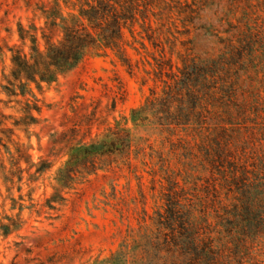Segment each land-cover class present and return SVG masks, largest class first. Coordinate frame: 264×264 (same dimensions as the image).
Segmentation results:
<instances>
[{
    "label": "trees",
    "instance_id": "16d2710c",
    "mask_svg": "<svg viewBox=\"0 0 264 264\" xmlns=\"http://www.w3.org/2000/svg\"><path fill=\"white\" fill-rule=\"evenodd\" d=\"M175 1L184 12L187 8L199 12V6L210 0ZM166 2L27 1L35 17L28 24L19 23V42L0 45V86L9 96L23 97L19 110L0 109V169L7 171L4 185L12 200L11 211L0 212V238L24 225L25 209L59 216L70 196L92 175L130 167L139 154L150 158L151 139L167 137L176 150L177 171L187 174V181L192 169L201 167L206 172L200 192H187L190 198L182 201L179 181L174 180L177 196L171 194V201L145 217L130 240L110 255L81 264H235L241 262L237 258L248 243L264 234V150L259 146L264 144V100L258 91L244 97L242 74L261 71V29L241 32L236 40L227 38L218 56L188 52L161 93L152 92L130 116H113L112 121L108 113L96 134L92 135L93 123L84 131L80 122L65 130L66 136L55 139L54 148L61 144L65 156L56 168L49 157L35 160L31 143L16 132L23 128L27 135V127L40 119L39 93L88 55L113 51L129 61L125 45L134 47L143 38L153 39V33H148L152 8ZM80 133L84 135L78 137ZM38 183L51 187L50 193L44 200L37 201L31 192L26 198L25 185L33 190ZM15 190L21 192L18 197Z\"/></svg>",
    "mask_w": 264,
    "mask_h": 264
},
{
    "label": "rangeland",
    "instance_id": "374dc122",
    "mask_svg": "<svg viewBox=\"0 0 264 264\" xmlns=\"http://www.w3.org/2000/svg\"><path fill=\"white\" fill-rule=\"evenodd\" d=\"M27 1L0 0V45L6 41L19 42V23L28 24L35 17L34 8ZM175 2L167 0L152 8L148 33H153V39L143 38L134 47L126 44L129 61L120 59L113 51L90 54L60 76L57 83L39 93L40 119L27 127L29 137L26 130L16 128L22 141L31 143L35 160L49 157L55 160L56 168L65 156L64 148H59L61 144L54 148L55 139L64 137L63 132L77 122L82 131L93 123L94 135L108 113L112 121L113 116H130L132 109L143 104L152 92L161 93L165 89L188 52L209 58L218 56L225 50L227 38L236 40L239 33L251 29L264 31V0H210L199 6V12L188 8L184 12ZM137 27L140 29V25ZM143 35L146 37V33ZM126 38L132 39L129 32ZM261 57L260 72L242 71L245 98L258 91L264 100V54ZM22 98L7 95L0 86L2 111L19 110ZM249 113H253V106ZM151 141L154 148L150 158L139 154L130 167L122 165L92 175L70 196L59 216L47 217L25 209L24 225L0 238V264H81L99 255H110L124 240L131 239L145 217L154 215L160 204L171 201L173 194H182L180 198L185 201L190 198L187 192L199 193L206 172L201 167L192 169L187 181V174L177 171V154L170 138ZM259 146L264 150V144ZM7 156L5 151L4 157ZM6 173L0 169L1 214L10 212L12 204L4 185ZM174 180L179 181L177 193L173 190ZM34 186L31 190L25 185L22 193L26 198L31 192L37 201L44 200L51 191V187L41 183ZM20 193L15 190L14 196ZM243 251L242 257L237 258L241 262L235 264H264V234L248 243Z\"/></svg>",
    "mask_w": 264,
    "mask_h": 264
}]
</instances>
